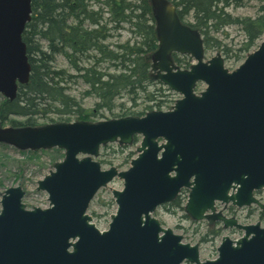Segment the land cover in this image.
<instances>
[{"label":"water","instance_id":"water-1","mask_svg":"<svg viewBox=\"0 0 264 264\" xmlns=\"http://www.w3.org/2000/svg\"><path fill=\"white\" fill-rule=\"evenodd\" d=\"M32 0H0V94L15 99L31 66L22 33ZM157 48L152 75L180 97L171 109L143 116L1 126L0 143L24 151L57 148L62 160L37 180L47 194L44 208H27L20 185L1 194L0 264H264V226L242 224L216 211L215 203L237 207L264 201V37L233 70L216 52L205 57L197 28L182 22L169 0H149ZM173 53L188 55L185 69ZM205 87L197 94L196 88ZM139 138L129 167L103 169L101 147L130 145ZM116 204L108 228L100 230L87 213L100 188ZM188 189L184 213L192 221H215L242 234L223 235L213 259H200L198 243L183 241L153 213Z\"/></svg>","mask_w":264,"mask_h":264},{"label":"trees","instance_id":"trees-1","mask_svg":"<svg viewBox=\"0 0 264 264\" xmlns=\"http://www.w3.org/2000/svg\"><path fill=\"white\" fill-rule=\"evenodd\" d=\"M259 1L256 14L251 17L226 12L230 7L242 6L243 0H171L180 19L200 31L205 52L217 50L225 60L236 61L244 60L264 34V0ZM228 25L238 27L243 36L234 51L223 42L227 38L224 28ZM123 30L129 33L125 41L109 42ZM220 32L224 35L222 39L218 38ZM22 40L31 71L27 83L18 86L15 99L0 101L2 126H36L37 119L49 114L58 116L59 121L55 122H69V116L91 121L101 110L114 108L121 111L114 117L139 116L144 113H128L124 101L118 107L115 101L126 95V101L135 105L139 94L144 93L146 100L153 103L156 97L166 95L161 86L147 90L149 85H156L149 76V55L157 47L149 0H32L31 17ZM58 56L68 62L73 74L54 66ZM176 63L180 67L190 64L184 59ZM78 81L87 87L83 94L97 99L91 112L67 93L68 85ZM112 147L105 150L109 148L113 153ZM129 155L131 152L127 159ZM182 204L183 199L176 198L164 207L175 214V210L183 211ZM254 211L251 209L250 213ZM186 219L189 217L183 213L180 220ZM259 219L264 224V211L259 213ZM176 227L183 228L180 224ZM220 232L221 228L213 227L206 234L218 236Z\"/></svg>","mask_w":264,"mask_h":264},{"label":"rangeland","instance_id":"rangeland-1","mask_svg":"<svg viewBox=\"0 0 264 264\" xmlns=\"http://www.w3.org/2000/svg\"><path fill=\"white\" fill-rule=\"evenodd\" d=\"M259 0H243V5L237 8L230 7L226 9V12L232 14V16H251L253 17L256 14ZM191 21V19H189ZM224 32L227 34V38L224 39V43L227 44L234 51L240 46L243 41V36L240 33V30L236 26L228 25L224 28ZM122 34L118 37H113L109 42L114 44L115 42H123L126 38L129 37V33L126 30L121 32ZM223 34L220 32L218 38H223ZM264 34L257 41L256 46L250 51L252 52L257 48L261 40L263 39ZM43 45L45 42H42ZM217 50L205 52V59L214 55ZM248 54V53H247ZM246 54V55H247ZM179 56V54H177ZM246 57V56H245ZM224 58V57H223ZM186 59V58H185ZM189 63H192L193 60L191 57H187ZM243 60L236 61L233 58L230 60H225L224 65L229 70L236 68L241 64ZM177 64V63H176ZM178 65V64H177ZM56 68H66L67 72L73 74V70L69 67L68 62H66L63 57L58 56L54 62ZM159 85H149L147 90L153 91V87H158ZM67 93L71 96H74L78 100L86 111L91 112L94 110L93 105L96 102V98L90 95L83 94L84 90L87 88L86 85L80 81L76 83H70L68 85ZM163 90H165L164 86ZM204 84L200 85L199 88H203ZM173 92V91H171ZM150 94V93H148ZM171 94V93H170ZM127 96L124 95L122 98H118L115 101V105H119L120 102H125L126 112H138L145 113L159 107L154 106L151 101L146 100L145 94L140 93L139 98L136 100L135 105L126 101ZM4 98L0 94V101ZM168 104L162 106L164 109L168 107ZM118 107V106H117ZM123 110V111H125ZM122 111V112H123ZM121 113L119 108H114L112 111L101 110L98 115L92 117L91 121L95 122L98 120L112 119L115 118L114 115ZM133 115V114H128ZM16 120L23 121L21 116H12ZM69 121H74V116H69ZM58 120V116L54 114H49V116L44 118H39L36 120L38 125H44L47 123H55ZM115 150L113 153L110 149L101 148L98 161H100V156L104 154V160L101 161L103 169H108L110 166H115L119 170L127 169L130 163V159L135 157L137 143H132L123 147L122 149L117 147L116 144L112 145ZM131 152L128 159L127 154ZM64 156V151L60 150L55 151L52 149H42L37 151L24 150L20 151L16 148L9 146L7 144L0 143V197L5 188L20 185L25 190V196L23 197V203L27 208L32 207H41L44 208L48 205L47 194L44 191L36 190L37 180L44 177L49 170L53 169L55 162L62 160ZM122 180L115 178L109 183V187L100 188L93 199L91 200L87 213L92 217V222L100 229L105 230L108 228L110 222V215L115 212L116 204L111 194L110 188L121 189ZM255 208V205L250 206ZM183 211L175 210V214L170 213L164 206H160L153 213L154 216L158 218L163 227L172 228L173 231L177 234L183 236L184 242L188 243H198L200 251V259H211L217 255V246L220 243L222 235H229L232 239L238 238L242 231L235 228L221 229V234L218 236H213L212 234H206V232L213 228L221 226L217 222L214 224H209L206 220L193 223L192 220H180ZM249 214V213H248ZM242 223H254L257 220H260L255 213L251 217H238ZM262 223V222H261ZM177 224L183 226V228L176 227ZM264 226V224L262 223ZM191 264V263H183Z\"/></svg>","mask_w":264,"mask_h":264},{"label":"flooded vegetation","instance_id":"flooded-vegetation-1","mask_svg":"<svg viewBox=\"0 0 264 264\" xmlns=\"http://www.w3.org/2000/svg\"><path fill=\"white\" fill-rule=\"evenodd\" d=\"M170 2H171V0H169ZM171 4L172 5H174L172 2H171ZM151 6V5H150ZM174 7H175V5H174ZM176 8V7H175ZM176 11H177V13H178V10H177V8H176ZM153 53V52H152ZM151 53V54H152ZM150 56V55H149ZM187 55H179V56H177V54H175V53H173L172 54V56H171V59H172V61H173V63H175L176 64V61H179V60H183L184 59V61H187ZM186 58V59H185ZM149 60H150V64H151V59L149 58ZM191 64V63H190ZM190 64L187 66V67H181V68H188L189 66H190ZM155 73V71L152 69V67L150 66V71H149V76H150V78H151V81H152V83H155V84H158L159 86H161V83L159 82V81H157L156 79H154L153 77H152V75ZM163 88V87H162ZM165 89H166V92H165V94L166 95H164V96H159V97H156L155 99V101H153V104H154V106H157V107H159V108H155V109H153V110H162V111H166V110H169V109H171V107L173 106V104L175 103V101L180 97L179 95H177V94H175V93H173V92H169L168 91V89L165 87ZM200 91H197L196 93L198 94ZM171 93V94H170ZM167 103H169L168 104V107L167 108H165V110L164 109H161V108H163L162 106H164L165 104H167ZM146 113V112H145ZM144 113V114H145ZM144 114H142V115H139V116H143ZM136 116H138V115H136ZM135 141H136V139H134ZM135 143V142H134ZM117 145V144H116ZM110 146H112V145H105V146H103L102 148H107V147H110ZM117 147H119V148H123V147H125V145H117ZM109 149V148H108ZM260 195H261V191L260 192H258ZM187 194H188V189H185V188H182L181 190H180V192H179V194H178V196H177V198H182L183 199V197H184V199L186 198V196H187ZM174 201V200H173ZM168 203H170V202H168ZM165 204H167V203H164V204H162L161 206H164ZM160 207V206H159ZM216 207L217 208H219L224 214H226V215H228V216H234V217H236L237 219H238V217H244V216H246V217H251V216H253L255 213H257V216H258V218H259V213L260 212H262V211H264V209H260L259 207H255V208H251V207H237V206H234V205H232L231 203H227V204H218V203H216ZM251 209H253V210H255L254 211V213H250V210ZM249 213V214H248ZM239 220V219H238ZM240 221V220H239ZM257 221H260V220H257ZM241 222V221H240ZM261 222V221H260ZM209 224H214V223H216L215 221L213 222V221H211V222H208ZM262 224V223H261ZM221 229H224L222 226H219ZM232 229V228H231Z\"/></svg>","mask_w":264,"mask_h":264}]
</instances>
